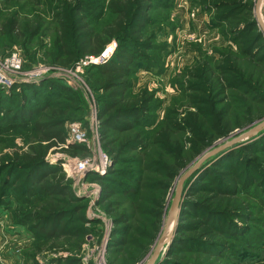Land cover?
I'll use <instances>...</instances> for the list:
<instances>
[{
	"label": "trees",
	"instance_id": "trees-1",
	"mask_svg": "<svg viewBox=\"0 0 264 264\" xmlns=\"http://www.w3.org/2000/svg\"><path fill=\"white\" fill-rule=\"evenodd\" d=\"M161 1L47 0L56 28L55 38L44 52L47 63L71 68L87 57H99L107 45L116 43L109 59L91 64L84 73L85 82L96 94L99 104L103 149L115 166L107 177L95 180L102 189L99 205L117 226L112 241L115 247L123 244L119 236L129 231V217L124 211H118L112 198L116 194L135 192L129 186L138 184L136 174L141 161L128 155L143 147L146 141L141 131L145 126L143 119L154 106L153 96L145 91L132 95V79L138 61L147 60L154 49L153 37L147 30L152 23V9L165 6ZM251 1L210 0L213 28L228 29L237 53L222 54L214 64L196 62L186 73V109L181 113L169 110L162 124L153 131L149 145L157 148L159 155L142 161L146 170L160 176L151 187L161 193L152 203L157 224L163 197L178 172L213 142L233 131L224 106L228 92H240L253 100L258 96L264 98L261 84L244 75L237 59L246 57L258 64L264 63V35ZM30 22L20 24L16 19L7 18L0 27V35L20 38L27 48L29 39L38 37L42 31L38 15ZM50 94L59 97L52 101ZM78 105L74 93L52 81L24 85L20 91L15 87L7 92L0 89V134L5 130L11 135L17 131L25 133L23 147L13 146L14 150L0 155V199L9 191L15 195L21 204L22 222H30L29 228L36 237H80L85 232L84 199L76 197L64 175H56L45 161L51 149L65 143V124L73 119ZM135 127L140 132L125 141L108 136L109 132H130ZM177 133L184 134L182 141L173 139ZM62 152L72 157L86 155L80 146H70ZM217 157L210 167L189 181L173 239L159 264H184L180 255L190 251L211 256L229 252L232 245L227 241L240 238L239 232L251 221L249 207L239 195L250 189L264 192V135ZM133 161L137 164L128 168L127 164ZM35 195L34 203L30 198ZM193 196H197L195 201L191 199ZM242 233L241 237L249 234ZM54 264L80 263L65 258Z\"/></svg>",
	"mask_w": 264,
	"mask_h": 264
},
{
	"label": "rangeland",
	"instance_id": "rangeland-1",
	"mask_svg": "<svg viewBox=\"0 0 264 264\" xmlns=\"http://www.w3.org/2000/svg\"><path fill=\"white\" fill-rule=\"evenodd\" d=\"M256 2L257 0H252L251 4L255 6ZM161 3L165 6L157 5L150 12L152 23L147 30L153 37L154 49L149 53L147 60L138 61L132 79V95L145 91L147 95L153 96L154 106L153 111L143 119L146 126L141 130L146 139L143 147L141 150L131 151L128 155L141 161L138 173L136 172L138 184L129 186L135 192L116 194L112 198L118 211H124L129 217V231L123 237L119 236L123 244L115 247L112 241L117 226L113 217L99 205L102 200V189L101 185L95 181L99 177H107L115 166L103 149L102 124L96 94L90 90L84 79L86 68L92 62L99 61L101 55L87 57L71 68L47 63L44 52L49 49L56 35L55 23L49 15L47 0H0V27L7 18L16 19L18 23L24 24L31 23L30 21L36 15L42 24L41 33L37 35L38 37L29 39L27 48L22 45L20 38L8 39L0 35V73L16 81L12 87H15L17 91H20L21 86L37 85L47 80L68 88L79 100L78 111L73 115V119L65 124V135L68 136L70 124L78 122L85 131L86 141L70 146L82 147L86 155L72 157L62 152L70 146L61 145L59 148L51 149L45 161L56 175H64L70 182V188L76 197L84 199L87 219V223L83 226L85 232L80 237L53 235L36 237L29 228L30 222L26 220L22 222L19 216L21 204L9 191L3 199H0V264H54L56 260L65 258L76 259L80 264H148L162 236L167 232V239L172 230L175 233L179 214L178 216L169 215L180 178L205 154L245 134L264 121V98L258 96L256 100H253L251 96L229 91L224 106L227 107V121L233 131L227 137L213 142L178 172L163 197L161 216L157 224L155 205L152 203L158 200L161 193L154 186L151 187L154 181L160 180V176L146 170L145 162L142 161L147 158L152 160L159 155L158 149L149 145L153 131L162 124L169 110L181 113L186 109L188 104L187 92L184 91L186 73L196 62L208 61L214 64L222 54L237 53L228 29L213 28L210 0H162ZM115 48V42L106 46L104 51L110 53L105 61L110 58ZM13 57L19 62V70H14L10 64L6 63ZM237 59L244 75L261 84L260 92L264 94V63L258 64L246 57H237ZM33 79L40 80L31 81ZM44 96L45 94L41 97ZM58 97L57 94H50L52 101ZM4 123L7 125V122ZM137 132H140V129L135 127L130 132H109L108 136L117 141H125ZM23 134L25 136V133L20 131L14 135L7 133V130L2 132L0 155L11 152L14 148L23 147ZM262 135H264V129L221 152L222 156ZM173 139L182 141L184 134H174ZM215 156L208 158L184 182L182 201L189 181L193 180L192 178H195L199 171L202 172L205 167H210L221 157ZM86 160L90 169H97V171L84 172L82 175L64 170L62 166ZM135 164L137 163L133 161L127 166L134 168ZM99 171L103 173L100 174ZM35 198L36 195L30 199ZM196 198L197 196H193L191 199L195 201ZM239 199L248 205L251 221L239 232L237 237L240 238H231L227 241L229 246L232 245L231 251L224 252L220 256L190 251L180 255L182 263L264 264V192L250 189L248 193H240ZM152 225H156V228ZM246 230L249 234L241 237L244 234L242 232L246 233ZM165 242L159 255L161 261L165 255Z\"/></svg>",
	"mask_w": 264,
	"mask_h": 264
},
{
	"label": "water",
	"instance_id": "water-1",
	"mask_svg": "<svg viewBox=\"0 0 264 264\" xmlns=\"http://www.w3.org/2000/svg\"><path fill=\"white\" fill-rule=\"evenodd\" d=\"M259 4L260 2H258L255 6H254V12H255V17H256V21L257 24L259 26V28L262 30V32L264 33V22L261 20L260 18V14H259ZM103 51V53L101 54L100 60L93 63V64H98V63H102L105 61V59L107 58V55L110 52H105ZM264 129V121L258 125H256L255 127H253L252 129H250L248 132H246L245 134H242L241 136L237 137L236 139L226 143L223 146H220L218 148H216L215 150L205 154L191 169H189L178 181V184L176 186V191H175V196L171 205V209H170V215L169 216H178V214L180 213V207H181V201H182V188L184 185V182L197 170L199 169V167L210 157H213L215 155H217L218 153H221L225 150H227L228 148H230L231 146H233L234 144H237L243 140H246L250 137H253L255 134H257L260 130ZM176 224V222L174 223ZM174 236V230H172V232L170 233L169 237L166 239L167 241H164V237H162L157 246L156 249L154 250L148 264H159L161 262V260H159V255H160V251L162 249V246L164 245V242L166 244L165 247V251L164 254H166V250L168 248V246L170 245L172 239ZM165 256V255H164Z\"/></svg>",
	"mask_w": 264,
	"mask_h": 264
},
{
	"label": "built area",
	"instance_id": "built-area-1",
	"mask_svg": "<svg viewBox=\"0 0 264 264\" xmlns=\"http://www.w3.org/2000/svg\"><path fill=\"white\" fill-rule=\"evenodd\" d=\"M258 2H260V4H259L260 18L264 22V0H257L256 4ZM254 15H255V12H254ZM16 60H17V58L13 57V59L7 60L6 63L10 64L14 70H19L20 65H19V62ZM95 62L96 61L92 62L91 64H93ZM40 79H33L31 81L40 80ZM23 81L27 82V80H23ZM31 81H29V82H31ZM15 82L16 81L10 80V79L6 78L4 75H2V73H0V89L9 90L14 85ZM85 141H86L85 140V131L82 129V127L80 126V124L78 122H73L70 124V131L68 133V136L65 138V143L62 146L68 147V146L74 145V144L85 143ZM62 166H63L64 170H67L71 173L78 172L82 175L84 174V172L87 173V172L94 171V170L97 171V169H90V166H88L87 160L81 161V162L75 163V164L67 163V164H63ZM99 173L102 174L103 171H99Z\"/></svg>",
	"mask_w": 264,
	"mask_h": 264
},
{
	"label": "bare ground",
	"instance_id": "bare-ground-1",
	"mask_svg": "<svg viewBox=\"0 0 264 264\" xmlns=\"http://www.w3.org/2000/svg\"><path fill=\"white\" fill-rule=\"evenodd\" d=\"M166 235H167V232L162 236V237H164L163 239H164V241H165V239H166ZM163 247V246H162ZM161 251H162V249H161ZM160 251V252H161Z\"/></svg>",
	"mask_w": 264,
	"mask_h": 264
}]
</instances>
